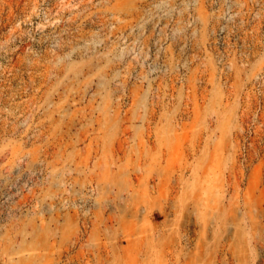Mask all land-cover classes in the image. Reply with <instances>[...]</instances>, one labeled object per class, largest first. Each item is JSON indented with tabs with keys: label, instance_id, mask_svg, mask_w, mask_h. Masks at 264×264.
Here are the masks:
<instances>
[{
	"label": "rangeland",
	"instance_id": "1",
	"mask_svg": "<svg viewBox=\"0 0 264 264\" xmlns=\"http://www.w3.org/2000/svg\"><path fill=\"white\" fill-rule=\"evenodd\" d=\"M0 264H264V0H0Z\"/></svg>",
	"mask_w": 264,
	"mask_h": 264
}]
</instances>
